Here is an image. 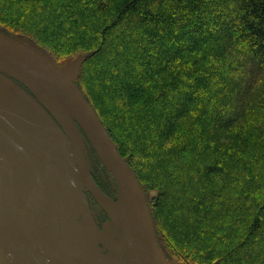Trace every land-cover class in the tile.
Instances as JSON below:
<instances>
[{"label":"trees","instance_id":"obj_1","mask_svg":"<svg viewBox=\"0 0 264 264\" xmlns=\"http://www.w3.org/2000/svg\"><path fill=\"white\" fill-rule=\"evenodd\" d=\"M0 32L81 59L165 264H264V0H0Z\"/></svg>","mask_w":264,"mask_h":264},{"label":"water","instance_id":"obj_2","mask_svg":"<svg viewBox=\"0 0 264 264\" xmlns=\"http://www.w3.org/2000/svg\"><path fill=\"white\" fill-rule=\"evenodd\" d=\"M70 67V71L65 72L23 41L0 32V72L23 85L49 116L44 123L38 112H28L31 119L37 120L35 128L10 109L7 114L0 112V122L8 131L7 136L0 133L3 161L11 164L22 179L24 213H19L20 218L24 219L26 213L37 212L32 207L40 188L44 193V213L51 210L55 190L52 181L62 182L60 171L65 170L59 151L48 138L57 129L69 146L83 191L88 192L106 213L113 229L111 226L110 230L95 227L97 247L77 264H114L108 255L110 250L118 264H165L142 187L76 86L73 65ZM13 119L19 120L16 124L19 131L11 125ZM86 150H92L105 168L115 188V199L103 193L92 178ZM7 193L10 195L11 191ZM10 215H4L0 229L8 226L9 217H14ZM27 239L32 240L31 237ZM19 260L16 241L0 231V264H22Z\"/></svg>","mask_w":264,"mask_h":264},{"label":"rangeland","instance_id":"obj_3","mask_svg":"<svg viewBox=\"0 0 264 264\" xmlns=\"http://www.w3.org/2000/svg\"><path fill=\"white\" fill-rule=\"evenodd\" d=\"M77 64L78 60L70 62L63 70L68 72L70 66L73 65L72 73L75 78ZM0 74L3 73L0 72ZM4 87L28 102L26 96L19 94L12 87L6 85ZM27 94L36 100L29 91H27ZM40 115L42 121L47 123L45 116H48V113L43 107H41ZM48 138L52 146L54 145L59 151L62 164L65 167V170L60 171L62 182L52 181V187L55 190L52 192L51 210L49 209L48 213H44V193L43 189L40 188L34 197L36 204L32 207L37 212L26 213L24 219L20 218L19 213H11L10 216L14 217H9L8 226L2 227L0 231L8 234L13 241H16L17 251L20 255L19 262L22 264H77L97 247L95 221L66 140L57 129L55 134ZM86 152L91 166L94 164L96 167L92 155L94 153L91 150H86ZM105 173L107 174L106 170L101 173L102 179L105 177ZM145 197L150 202V194L146 192ZM46 204H48V200ZM97 210L99 211L98 208ZM4 215L9 216V213H0V221L4 219ZM28 237H31L32 240H28ZM108 255H110L114 264H118L112 250L108 252Z\"/></svg>","mask_w":264,"mask_h":264},{"label":"flooded vegetation","instance_id":"obj_4","mask_svg":"<svg viewBox=\"0 0 264 264\" xmlns=\"http://www.w3.org/2000/svg\"><path fill=\"white\" fill-rule=\"evenodd\" d=\"M4 85L12 87L19 94L26 96L28 98V102H26L23 97L15 95L10 90L6 89ZM26 90L27 89L23 85H21L14 79H11L5 74H0V112L4 114L5 111V113L7 114V110L10 109L17 113V116L20 120L25 119L30 126L34 127L33 125H35L36 128L37 120L35 118L31 119V117L27 115V113L38 112L40 114L41 107L36 100L28 96V90ZM6 92L11 95H8ZM48 118L49 117L46 115L45 119L48 120ZM18 121V119L17 121L13 119L10 121V123L15 129L19 131V129L16 127ZM0 133L6 136L8 135V131H6L2 126V121L0 122ZM10 142L14 146L13 141ZM3 158L5 159L3 153L0 150V213H21V211H23L24 213V209H22L21 203V197L23 196V186L21 185L22 179L20 178V181L19 176L14 167H12L11 164L3 161ZM92 165L93 166H91L90 168V173L97 186L103 193H105L112 199H115V188H113L111 181L108 179V175L105 173L108 182L105 180V177L103 179L101 178V173H104V169L102 167H97L96 169L95 165ZM8 190L11 191L10 195L7 193ZM84 192L86 193L88 201L90 203L93 218L95 221V227L99 228L100 230L102 228L109 229L108 227L111 226V221L109 220L106 213L94 202L88 192ZM96 207L99 209V211ZM111 230L113 231L112 226ZM112 231L110 232L114 237Z\"/></svg>","mask_w":264,"mask_h":264}]
</instances>
